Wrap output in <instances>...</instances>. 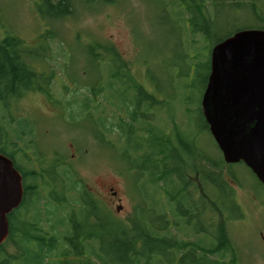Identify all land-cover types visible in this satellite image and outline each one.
<instances>
[{
  "label": "trees",
  "instance_id": "trees-1",
  "mask_svg": "<svg viewBox=\"0 0 264 264\" xmlns=\"http://www.w3.org/2000/svg\"><path fill=\"white\" fill-rule=\"evenodd\" d=\"M113 1L82 0L90 6L111 5ZM159 2L161 12L174 11L170 23L179 30L178 46L186 47L182 53L178 46L175 48L173 67L187 70L176 72L174 79L181 78L182 90H194L196 81L189 83L192 65L195 77L202 79L199 105L188 111L185 129L172 121L171 104L156 97L164 92L162 83L155 77H146L152 83L150 90L142 79L131 76L128 62L110 43L93 40L86 58L97 66L113 62L114 69L109 73L99 69L90 87L80 85L89 91L83 98H78V91L74 90V99H65L71 121L92 122L90 135L115 149L117 161L124 165L130 184L141 196L133 216L127 225L108 216L69 166L62 168L56 162L47 170L43 183V189L51 188L47 197L41 194L36 173L22 172L23 200L9 215L10 232L7 241L0 245V264H237L235 249L225 237V224L218 229L215 224L217 211L222 214L215 192L221 194L226 211H238L234 188L224 176V169L229 175L233 173L217 146L220 156L214 159L197 143L202 135L212 137L202 113L201 98L210 74L213 46L238 30H264V0ZM74 4V0H42L38 12L43 19L69 17ZM242 20L250 23L237 26ZM47 34L52 38L51 31ZM30 53V46L18 36L8 34L0 40V103L5 111L11 107L8 96L16 103L35 88L39 79L44 81L32 67ZM61 54L65 56V51ZM46 79L49 83L52 77ZM119 85L123 92L118 91ZM46 93L51 100L50 90ZM188 100L190 103L192 97ZM158 105L170 108L172 128L164 127V123L152 125L162 111L155 108ZM195 116L200 119L199 126L190 120ZM27 129L32 130L26 120L17 121L15 128L1 121L0 143L8 141L10 133L20 138ZM109 134L115 135L114 141L109 140ZM7 146L0 145V153L14 161ZM28 177L34 179L29 182ZM54 186L57 189L53 190ZM203 197L211 206L204 207ZM110 225L113 226L107 229Z\"/></svg>",
  "mask_w": 264,
  "mask_h": 264
},
{
  "label": "rangeland",
  "instance_id": "rangeland-1",
  "mask_svg": "<svg viewBox=\"0 0 264 264\" xmlns=\"http://www.w3.org/2000/svg\"><path fill=\"white\" fill-rule=\"evenodd\" d=\"M41 1L0 0V40L12 34L30 46L32 67L42 74L44 82L46 81L45 90H50L52 95L50 100L47 93L28 91L16 103L11 102L12 98L8 96V107L10 104L11 107L6 111L0 103V123L3 121L15 128L17 121L26 120L32 129L22 132L24 134L20 138L10 133L9 140L5 139L0 145H8V150L13 152L14 159L24 172L36 173L43 197H47V190L51 189H43L47 170L57 162L62 168L69 166L73 169L108 216L127 225L135 207L140 203L138 190L130 184L124 165L117 161L115 149L110 144H100L90 135L92 122L78 119L73 123L65 108V99L73 100L74 90L78 91V98L88 94V88L82 86L90 87V82L97 77L99 69L105 73L114 69L113 62L107 61L97 66L95 61L87 60L89 43L95 40L112 44L121 58L128 62L130 75L143 80L148 89H152V83L146 79L148 76L155 77L162 83L164 92L156 94V97L161 101L167 100L172 112L167 106H155L162 111L157 113L153 126L155 123H164L163 126L170 129L174 122L185 129L189 120L188 111L199 105L202 79L200 76L195 77L193 65L189 83L196 81L194 90L188 91L186 87L185 91L182 90L181 78L174 79L176 72L184 73L187 67L183 68L184 71L180 67H173L175 48L181 45L179 30L170 23L174 11L168 9L166 13L161 12L159 0H114L111 5L95 3L91 6L82 0H74L72 16L59 19H43L38 12ZM246 22L250 23L249 20H242L237 26ZM47 31L52 32V38ZM178 49L180 53L186 52V47L180 49L178 46ZM62 50L65 51V56L61 54ZM49 76L52 79L48 83L46 78ZM118 88L119 92H123L121 85ZM190 97L192 101L189 103ZM104 106L108 107L106 111L110 114L108 104L105 103ZM168 113L174 115L173 122ZM190 118L193 125H200L198 116ZM205 136L202 135L197 143L202 146L203 151L214 159H219L213 138ZM108 138L114 141L115 135L109 134ZM230 168L234 176L229 175L225 169L224 176L234 188V201L238 211H226L221 194L215 192V202L222 208V214L217 211L215 215V224L217 229L225 224V237L235 249L237 264H264V186L243 163L231 165ZM55 169L59 171L58 167ZM224 176L222 175L223 179ZM190 180L196 184L194 179ZM107 186L113 187L117 192L113 204L110 199L106 200L110 197ZM52 189L57 188L54 186ZM203 198L202 204L207 208L210 204ZM45 202L46 199H42V204L45 205ZM228 204L229 202L227 206ZM117 207H120L118 212ZM114 228L117 229L115 226ZM96 230L99 232L98 227ZM100 230L102 231L101 228ZM11 252L14 253V249Z\"/></svg>",
  "mask_w": 264,
  "mask_h": 264
},
{
  "label": "water",
  "instance_id": "water-1",
  "mask_svg": "<svg viewBox=\"0 0 264 264\" xmlns=\"http://www.w3.org/2000/svg\"><path fill=\"white\" fill-rule=\"evenodd\" d=\"M201 108L223 161L244 163L264 185V30H238L213 46ZM22 181L0 153V245L23 200Z\"/></svg>",
  "mask_w": 264,
  "mask_h": 264
},
{
  "label": "flooded vegetation",
  "instance_id": "flooded-vegetation-1",
  "mask_svg": "<svg viewBox=\"0 0 264 264\" xmlns=\"http://www.w3.org/2000/svg\"><path fill=\"white\" fill-rule=\"evenodd\" d=\"M41 76H42V74H40ZM39 75V76H40ZM30 91H34V92H39V93H43V94H45L46 93V90H45V82L44 81H42L41 79H39L38 81H37V83H36V86H35V88L34 89H32V90H30ZM13 161V160H12ZM13 163H14V166H15V168L20 172V174H21V176H22V178H23V174L24 173H22V172H24V170L17 164V162H16V160L14 159V161H13ZM27 173V172H26ZM34 178H30V177H28V180H30V181H32ZM23 182V181H22ZM23 189H24V183H23ZM107 192H108V195L110 196L108 199L106 198V200L107 201H109V199H110V203L111 204H113L114 203V199H115V197L117 196V192L116 191H114V189H113V187H109L108 188V186H107ZM113 202H112V201ZM119 209H120V207H117L116 208V211L118 212L119 211Z\"/></svg>",
  "mask_w": 264,
  "mask_h": 264
}]
</instances>
